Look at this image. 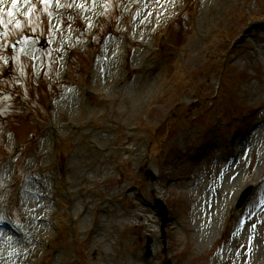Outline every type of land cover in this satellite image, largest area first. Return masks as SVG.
<instances>
[{"label":"rangeland","instance_id":"1","mask_svg":"<svg viewBox=\"0 0 264 264\" xmlns=\"http://www.w3.org/2000/svg\"><path fill=\"white\" fill-rule=\"evenodd\" d=\"M0 19V264H264V0H0Z\"/></svg>","mask_w":264,"mask_h":264},{"label":"bare ground","instance_id":"2","mask_svg":"<svg viewBox=\"0 0 264 264\" xmlns=\"http://www.w3.org/2000/svg\"><path fill=\"white\" fill-rule=\"evenodd\" d=\"M261 157V155H259V158ZM236 159V158H235ZM238 159V158H237ZM238 163L240 164L241 161L238 160ZM245 165L246 164H240L238 167V169H236L237 167H229V169L223 174V176L220 178L219 180V183H220V190L217 188V194H216V197H217V202L218 203H222V205H225V202L224 200L226 198H230L233 193H234V188L232 186V182L233 180H235V175H239V176H242L243 175V169H245ZM247 166V165H246ZM238 171V172H237ZM229 179L230 180V183L229 184H226L224 185L223 181L224 180H227ZM232 181V182H231ZM191 187H194L193 185L191 184H185L183 186V188H185L186 190L182 189L181 191L179 190V193H182L184 195L185 198H189L191 199L193 202L195 201L194 199V195H195V192L198 194V193H202V189L198 187L195 188H191ZM208 198H203V200L201 201V204L199 205V210L198 211H201L200 214H206V211H207V208L209 207V201H207ZM222 210L221 208H218V213L217 214H221ZM149 220V218H148ZM137 226H141L140 224H138ZM225 232V231H224ZM217 233L214 235L212 234V237L210 238L209 242H213L215 237H216ZM197 243H199L200 245H205L207 242L205 240H201V241H197ZM204 250V249H203Z\"/></svg>","mask_w":264,"mask_h":264},{"label":"water","instance_id":"3","mask_svg":"<svg viewBox=\"0 0 264 264\" xmlns=\"http://www.w3.org/2000/svg\"><path fill=\"white\" fill-rule=\"evenodd\" d=\"M145 176L147 178H151V180H154V176L151 172L147 171L145 173ZM252 192V187H247L243 192L242 194L240 195L237 203H236V206H235V209L238 210L240 209L246 202L247 198L249 197V195L251 194ZM155 207L157 208L158 212L161 214L162 216V221H163V225L165 223V216H166V211H165V208L164 206L162 205V203L160 201H157L155 200ZM147 250L149 249V244H147L146 246Z\"/></svg>","mask_w":264,"mask_h":264},{"label":"snow or ice","instance_id":"4","mask_svg":"<svg viewBox=\"0 0 264 264\" xmlns=\"http://www.w3.org/2000/svg\"><path fill=\"white\" fill-rule=\"evenodd\" d=\"M17 2H18V0H13V7L16 6ZM26 2H27V0H26ZM44 2L46 3L47 0H44ZM7 14H8L9 16H12V15H13V12H12L11 10H9ZM2 23H3V20L0 19V24H2ZM17 26H19V25H17Z\"/></svg>","mask_w":264,"mask_h":264}]
</instances>
